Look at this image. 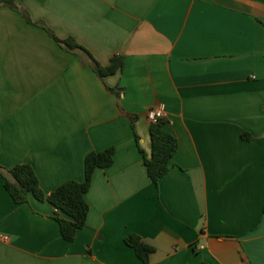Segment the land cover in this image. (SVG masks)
<instances>
[{
    "label": "crops",
    "instance_id": "obj_1",
    "mask_svg": "<svg viewBox=\"0 0 264 264\" xmlns=\"http://www.w3.org/2000/svg\"><path fill=\"white\" fill-rule=\"evenodd\" d=\"M44 27L122 69L99 77ZM158 106L177 150L156 187ZM107 148L71 243L52 205L4 188L27 164L49 195ZM131 235L148 264H264V0H0V264H143Z\"/></svg>",
    "mask_w": 264,
    "mask_h": 264
},
{
    "label": "trees",
    "instance_id": "obj_2",
    "mask_svg": "<svg viewBox=\"0 0 264 264\" xmlns=\"http://www.w3.org/2000/svg\"><path fill=\"white\" fill-rule=\"evenodd\" d=\"M6 3L12 5L10 1H6ZM25 18L29 21L27 15H25ZM44 29L66 51L82 52L89 56L91 68L99 77L113 75L122 69V57H113L107 66H101L73 38L59 39L50 30L45 27ZM131 119L133 120V117ZM163 123V120H159L149 126L150 154L146 155L140 149L147 175L156 187L159 180L170 170V160L177 150L176 139L164 130ZM241 138L246 141L252 140V137L246 134H242ZM113 154V148H107L100 152H89L84 158L83 181H66L49 195L42 192L36 174L32 167L27 164L15 165L10 170L2 173L4 188L16 204H25L28 202V198L32 196L39 201H47L52 205L55 209L53 219L58 223L62 239L67 243H71L87 220L89 206L85 200V194L90 188L93 174L96 169L111 166ZM125 242L134 250V253L143 264H148L149 255L154 251L152 247L143 243L137 235L129 236Z\"/></svg>",
    "mask_w": 264,
    "mask_h": 264
},
{
    "label": "built area",
    "instance_id": "obj_3",
    "mask_svg": "<svg viewBox=\"0 0 264 264\" xmlns=\"http://www.w3.org/2000/svg\"><path fill=\"white\" fill-rule=\"evenodd\" d=\"M146 119L150 124L159 120H164L165 114L162 107L158 106L148 109L146 112Z\"/></svg>",
    "mask_w": 264,
    "mask_h": 264
}]
</instances>
